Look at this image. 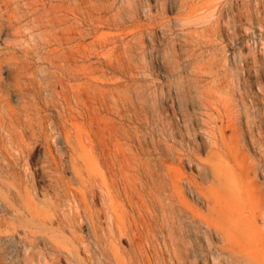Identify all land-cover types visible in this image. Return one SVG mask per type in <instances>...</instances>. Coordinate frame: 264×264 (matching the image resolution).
I'll return each mask as SVG.
<instances>
[{
  "label": "rangeland",
  "instance_id": "1",
  "mask_svg": "<svg viewBox=\"0 0 264 264\" xmlns=\"http://www.w3.org/2000/svg\"><path fill=\"white\" fill-rule=\"evenodd\" d=\"M212 151L264 209V0H0V264H226L172 223Z\"/></svg>",
  "mask_w": 264,
  "mask_h": 264
},
{
  "label": "bare ground",
  "instance_id": "2",
  "mask_svg": "<svg viewBox=\"0 0 264 264\" xmlns=\"http://www.w3.org/2000/svg\"><path fill=\"white\" fill-rule=\"evenodd\" d=\"M65 133V138L68 141L67 131ZM30 149L33 148L30 147ZM29 152H32V150ZM217 157H219V153L212 151L211 156L209 158V163L207 165L209 173L207 172V168L204 167V178L206 180H210L212 184L211 195H209L207 191H204L193 183L189 182V188L192 189V191L196 193L198 197L206 203L207 213H201V211L193 209L191 205L181 203L180 209L178 210L177 215L175 217L176 220H172V223H175V225L177 226L180 236H183L182 232L184 231L185 227L188 226L194 231L204 229V240L206 243H208L209 247H211L212 243L210 240L213 237L222 240L226 245V247L223 249L225 256H227L226 264H264V226L263 228L259 227V219H261L264 223V209L262 206L263 193L262 191H259L258 193L256 192L254 194L249 193L247 197H245L241 191V185L237 184V182L234 180V177L229 172L228 168H225L222 164L216 161ZM142 173H144V175L148 178L149 171L147 170V168L143 167ZM222 178L224 182V189H222L224 190V192L219 193L218 189L222 184ZM171 189H173L174 192L180 190L178 182L176 180L172 181ZM79 192H81V189ZM20 194L18 196H20ZM81 194L80 196L84 197V195ZM30 199L32 198L30 197ZM19 200L22 203L23 210L28 215V223L32 224L33 226H38L39 229L45 231L47 234L52 233L51 236L48 235L46 237V240L50 241L51 245L53 246L55 256H70L73 253V250L70 249L65 242H55L54 234L60 231V229H53L52 223L54 219L53 215H51V213L49 214L50 211L48 210L49 212H47V215L44 214L43 211L45 209L43 208L42 212L36 211V207L33 205L32 201L28 200V197L26 199L20 198ZM47 203V207H53L54 205L51 202ZM111 217L112 223H114V217ZM31 234L32 233H30V235ZM36 234L37 231L33 232L32 234L35 239ZM193 247L194 246L191 244L190 246H186L184 248V251H177L179 264H196L191 261L189 262L187 259L188 256H196V252H193Z\"/></svg>",
  "mask_w": 264,
  "mask_h": 264
}]
</instances>
